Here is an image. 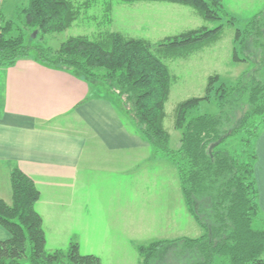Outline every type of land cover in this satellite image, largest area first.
<instances>
[{"label": "trees", "instance_id": "trees-1", "mask_svg": "<svg viewBox=\"0 0 264 264\" xmlns=\"http://www.w3.org/2000/svg\"><path fill=\"white\" fill-rule=\"evenodd\" d=\"M159 1L190 6L206 20L228 17L227 22H238L223 0ZM99 4L105 6L102 15H85L84 8ZM16 10L10 18L0 14V67L32 58L84 79L113 100L127 125L177 169L187 208L204 232L138 245L141 264H152L163 245L179 241L192 252L182 264H264V226H255L264 222L255 175L256 141L264 131V6L243 26H235L232 51L235 61L253 65L260 61V67L247 68L235 83L211 74L203 95L179 101L174 118L181 131L178 148L171 147L165 126L172 75L164 59L188 57L216 43L223 23L185 29L157 43L107 29L96 38L71 36L52 48L29 30L56 33L80 16L107 22L108 28L111 0H84L83 5L76 0H28ZM251 43L261 52L258 61L251 58ZM3 90L0 78V101ZM202 101H213L218 112H197ZM10 182L11 202L0 197V224L10 232L9 238L0 240V264H102L99 256L80 252L77 242L49 251L43 218L36 209L41 193L35 182L17 165L11 169Z\"/></svg>", "mask_w": 264, "mask_h": 264}, {"label": "crops", "instance_id": "crops-1", "mask_svg": "<svg viewBox=\"0 0 264 264\" xmlns=\"http://www.w3.org/2000/svg\"><path fill=\"white\" fill-rule=\"evenodd\" d=\"M17 7L19 0H0L2 16L10 18ZM227 11L236 14L230 7ZM0 78V197L11 202L10 172L17 165L41 193L36 209L47 243L72 237L80 250L99 256L102 263L103 251L135 245L138 250L157 229L174 228L173 201L183 203L189 214L176 167L133 131L115 102L95 86L32 58L0 67ZM256 152L264 213V131ZM93 181L98 186L94 192ZM190 219L199 226L192 215ZM179 226L176 232L183 235ZM9 237L0 224V240Z\"/></svg>", "mask_w": 264, "mask_h": 264}, {"label": "rangeland", "instance_id": "rangeland-1", "mask_svg": "<svg viewBox=\"0 0 264 264\" xmlns=\"http://www.w3.org/2000/svg\"><path fill=\"white\" fill-rule=\"evenodd\" d=\"M81 1L76 0V3L80 2V4L83 5L84 0ZM23 2L27 3L28 0H19V5ZM7 3L9 6V2ZM223 3L226 10L230 7L236 13L234 15L238 17V22L235 25L226 21L228 17H224L221 20H206L196 14L193 8L183 6L179 3L159 0H138L132 3H126L121 0H111L113 22L108 28H106L107 22L92 19H89V21L83 20L81 19L82 16H80L78 21L74 22L65 30L46 35H42L36 30V34L33 38L52 48H57L63 41L71 36L88 35L90 38H96L101 31L110 29L120 31L129 37L146 38L153 43H157L165 36L182 32L185 29L195 28L201 25L215 27L223 23L222 36L216 43L206 46L188 57L164 59L172 75L171 92L166 102L165 126L171 133L170 145L174 148L175 143L180 142L181 138V131L175 127L174 123L175 108L179 101L191 96L203 95L207 78L211 74L218 73L222 80L235 83L240 77V74L247 68L260 67V61H258V59H261V52L254 48L252 43L250 44V46L253 47L250 49V51L253 52L251 53V58L258 61V63H254V65L253 63L249 64L248 61H235L232 57V51L234 47L235 26H243L256 13L258 8L264 5V0H223ZM104 7L103 4L92 5L86 8L82 6L85 15L97 13L102 15L104 13ZM190 15L193 17H190ZM29 31V33L32 34L35 30ZM244 50L248 51L249 48H244ZM197 112L216 113L218 112V107L213 101H202ZM238 114H240V112ZM176 173L177 172H175V175ZM91 184L92 192L96 189L98 190V186L94 181ZM103 184H105V181H103ZM107 187L108 181L106 180V186L104 185L106 191ZM104 197L107 198L106 196ZM172 208L173 214L171 222L173 221L174 228L171 227L170 230L167 228L157 229L155 231L156 234L149 237L150 240L180 239L184 236L195 237L204 232L201 226H192L190 219L191 214L190 212L187 214L183 203H175L173 201ZM175 220L177 221V225L174 222ZM193 221H195V219ZM177 226L182 230L180 232H182L183 235L176 232L178 231L176 229ZM255 226H264V222L261 224L260 221H257L255 222ZM71 241H74V239L69 237L66 242L64 240H59L54 244L50 239V242L47 243V249L49 251H53L57 248L67 249ZM151 242L149 241L143 244L148 245ZM182 243V241H179L176 244L163 245L153 259L152 264L185 263L187 258L192 255V252L183 249ZM122 245L128 247L126 243ZM179 247L181 249H178ZM80 252L84 253L82 250H80ZM102 254V264H141L137 245L130 246L125 251H103ZM191 260H193V258Z\"/></svg>", "mask_w": 264, "mask_h": 264}, {"label": "water", "instance_id": "water-1", "mask_svg": "<svg viewBox=\"0 0 264 264\" xmlns=\"http://www.w3.org/2000/svg\"><path fill=\"white\" fill-rule=\"evenodd\" d=\"M35 34H36V30L32 33V37H34L35 36Z\"/></svg>", "mask_w": 264, "mask_h": 264}]
</instances>
